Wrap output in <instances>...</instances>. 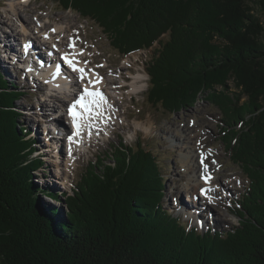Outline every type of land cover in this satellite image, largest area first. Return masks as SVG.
Returning <instances> with one entry per match:
<instances>
[{
	"label": "trees",
	"instance_id": "16d2710c",
	"mask_svg": "<svg viewBox=\"0 0 264 264\" xmlns=\"http://www.w3.org/2000/svg\"><path fill=\"white\" fill-rule=\"evenodd\" d=\"M52 1L95 23L122 56L153 49L154 109L173 115L211 98L249 187L239 226L200 232L165 206L166 165L138 137L98 158L67 197V217L55 218L38 195L62 199L34 183L45 163L18 121L25 90L0 68V264H264V0ZM230 82L246 99L238 116L213 92Z\"/></svg>",
	"mask_w": 264,
	"mask_h": 264
},
{
	"label": "rangeland",
	"instance_id": "374dc122",
	"mask_svg": "<svg viewBox=\"0 0 264 264\" xmlns=\"http://www.w3.org/2000/svg\"><path fill=\"white\" fill-rule=\"evenodd\" d=\"M16 1L18 2V0H0V68L12 84L25 90V96L17 103L20 107L18 121L29 130L28 138H31L36 152L34 157H42L45 163L42 169L35 174L34 183L43 188L45 192H53V194L59 195L62 199V202H60L57 199V201L52 200L53 198L51 199L49 194H46V196H43V194L41 196L38 195L40 199H37L42 207L53 210L56 213L55 218L65 219L68 212L67 197L73 193V186L78 184L83 176H87L88 170L98 161V158H107L117 144L123 143L135 146L138 137H141L147 147L155 149L162 164L166 165L164 175L167 180L164 203L175 217L180 218L182 222H188L193 228L204 233L210 229L227 232L239 226V219L233 214L236 211L235 209L240 207L244 194L248 191L249 180L245 176L243 169L233 163L231 154L222 142L221 112L218 106L209 100L211 98L201 96L193 108L173 115L166 114L160 109H154L146 101L149 86L146 65L153 54V49L131 54L132 63L129 67V62L125 61L128 56L124 57L114 50L106 35L95 23L83 19L72 10H62L52 0H31V2L27 3V6L29 4L30 6L25 9L23 16H28L32 19V28L36 25V18L44 20L46 23L49 22L47 24L48 28H52L57 22L62 23L64 19L68 23L66 26L72 25L74 38H80L83 46L88 49L87 61H90L93 65L95 64L94 66H98L100 68L99 71L106 79L117 82L118 86V84L120 85V80H123L124 77H129V72L133 74L132 76L141 75L144 77L142 80L144 90L138 94L132 95L129 93L131 91L130 87L122 91L118 96L113 94L114 90H108L109 97L115 100L113 106H116L119 111V114H117L118 119L112 122L107 133L97 135L101 140L99 138L92 140V144H88L86 149L79 150L80 153L76 149L75 155L73 152L69 154L68 145L65 144L66 139L61 134L62 131H66L68 125L66 128L64 119H60L61 121H56L57 119L49 120L51 118L49 114L51 111L50 107H55L58 110L60 104V102L55 100V103L51 102L49 97L51 91L49 89L51 86L62 82L57 81L58 78L56 76H53L55 77L52 80L53 84L50 81L41 79L39 69H30L29 71L33 76L29 75L25 78L24 72L21 70L22 66H25L24 59L28 60L25 56L22 57L23 54H20L23 52L22 47L24 50L29 49V47L24 44L20 36L18 38L20 30H17V26L14 27L9 19L10 17H8L12 13L11 2ZM260 16L264 22V16ZM70 32L71 30L67 33L68 36L71 35ZM179 34L180 38L183 37L181 33ZM65 41L68 42L67 39ZM32 47L39 54L42 52V47L39 46V43L33 42ZM157 47L158 44L154 46V48ZM45 54L50 56L49 50L48 52L46 50ZM17 59V63H14V60ZM65 71L60 72L59 77L66 76L67 79H70L69 72ZM131 81L130 78L129 83ZM109 84L113 85L114 83ZM115 92H118V90ZM213 92L218 96L216 100L223 102L228 107L231 116L241 114L237 113L238 108L239 111L242 110L246 104V99L243 98L240 103L237 102L239 94L232 82L229 83L227 89L219 87ZM44 94L47 97L43 98ZM209 94H212V92ZM225 98H229L232 101V105H229ZM56 104L57 106H54ZM234 118L237 119V117ZM114 122L115 125H113ZM57 125L61 127H55ZM244 126L241 123L237 126V129L242 130ZM57 136H60V139ZM188 136L195 138L192 141L195 144L193 145L196 148V157L199 155L203 156L202 162L205 161L206 164H209V172H203L202 166L205 165H200L198 159H194L191 166L187 164L190 170L185 171L186 166H184L182 156L184 155L185 157L186 153H183L182 150L187 147L184 144L186 142L185 138ZM67 157H72V163L66 174L69 184L65 187L62 186L63 182H58V178L56 180V176L57 174L60 175L64 169L62 165ZM196 164L199 166L197 167ZM57 170H59V173L56 172ZM202 172L203 175H207L205 176L210 181H215L213 177L219 175L224 177L225 181H230V183H227L228 188H223L222 185H218L215 182L216 184L210 190H205L206 197L211 198V200L202 199L201 196L200 203L198 200L196 201L200 197L198 196L195 199L197 205H194L185 195H190L189 188L191 189L190 191L195 188V182H190V179L197 176L195 179L199 178L202 181V177H204ZM199 210H201L199 214L194 213Z\"/></svg>",
	"mask_w": 264,
	"mask_h": 264
},
{
	"label": "bare ground",
	"instance_id": "6f19581e",
	"mask_svg": "<svg viewBox=\"0 0 264 264\" xmlns=\"http://www.w3.org/2000/svg\"><path fill=\"white\" fill-rule=\"evenodd\" d=\"M23 2H25V3H23ZM29 2H31V0H18V2L17 1L11 2L10 7L12 10V13L9 16L8 15L7 16L10 17L9 19L13 23L14 27L17 26V30L18 29L20 30V33H18V38L21 37L22 40L24 41V44L29 47V49H26V50H24L22 47L23 53L26 52V54L24 56L26 58H28V60L24 59L25 60V69L30 74H31V72L29 71L30 69H32V70H35V69L38 70L39 69L40 76L42 78L41 77H37V78H41L43 80L50 81L51 84H53L52 80L55 79V77H53V76H56L58 78L57 81L62 82L61 84L57 83V85L51 86L50 89L48 88L49 91H51L49 93V97L51 99V102L52 103H55V101L60 102L59 108L57 107L58 110H56L55 107H50L51 111L49 114L52 115L53 112L61 113L62 109L65 108L66 102H70L72 100L71 98H72L73 93L80 90V88L85 89L88 86H94V87L98 86V87L107 89V87H108L107 90L112 89V91L114 90L113 94H115L116 96L120 95L122 92L120 89V86L122 85L123 80H120L121 79L120 78L119 79L120 85L118 84V86H117V82H115V81L113 82L110 79H106V77L104 75H102V73L98 69H96L98 66H94L90 61H87L86 57H87V54L89 52L88 49L79 48L78 46L73 44V42L76 43L77 41H79V43L81 44V39L77 38V37H76L77 39L74 38L75 35L73 33V30H72L73 29L72 25L69 24L66 26V24H68V23L66 21H64V19H63L62 23L57 22L54 24V26H52V28H48L47 24H49V22L46 23L44 20H40V19L36 18V22H35L36 25L34 26V28H32V25H33L32 19L28 16L27 17L23 16V13H25V11H26L25 9L30 6V4H29V6H27L28 5L27 3H29ZM70 30H71V32H70L71 35L68 36L67 33ZM16 36H17V34H16ZM78 36H80V35H78ZM66 39L68 40V42L65 41ZM33 42L39 43V46H41L42 48L47 50V52L49 50L51 57L48 56V59L46 57V60L41 58L40 57L41 52L39 54L38 51H34V49L32 47ZM47 55H49V54H47ZM24 56H22V57H24ZM42 56H43V54H42ZM128 57H127V60H125V61L129 62V67H130L132 62H131L130 56H128ZM43 67H44V70H43ZM74 68L75 69H82L83 71L74 70ZM65 70H67L69 72L70 79H67L66 76H64V77L60 76L59 77L60 72L61 73L66 72ZM132 75L133 74H131L130 72L128 73V76L132 80L128 85H129L130 90H131L129 93H131L133 95V94H138L139 92L144 90V88H143L144 86L142 85V80L144 79V77H142L141 75H139L137 77L132 76ZM109 83H114L113 84L114 86L109 84ZM46 85H48V84H46ZM109 86H111V87H109ZM116 90H118V92H115ZM108 94H109V92H108ZM57 104L54 106H57ZM114 104H115V100L113 98H110V99H108L107 105L105 106V111H102V109L96 107L95 109L97 110V113L91 114L89 116V119H93L92 124H94V125L103 124V127H104L103 130L106 133H107L106 129L108 128V124L112 125V122L118 119L117 114H119L118 113L119 111L117 110L116 106L115 107L113 106ZM102 118H105V119H102ZM53 119H57V118H53ZM63 119H64V125L67 128V125H68L67 119L65 116L62 117L61 120H63ZM49 120H51V119H49ZM61 120H59V121H61ZM98 120L100 122H98ZM56 121H58V119ZM113 125H115V122L113 123ZM55 127H61V126L57 125ZM68 130H70L69 127L66 129V131H62L61 134L65 135ZM53 131H55V130H53ZM58 132H60V131H58ZM54 138H55V140H57V138L60 139V136H57V138L56 137H54ZM59 139H58V141H59ZM95 139H97L95 133H85L84 135L80 136L79 138H75V137L67 138L66 143H67V141H69L68 153L70 154V152H73L75 155L76 149H77L78 153H80L79 150L86 149L87 145L88 144L90 145V142H92V140H95ZM192 139H195V138L189 137V136L185 138L186 142L184 145H187V147L183 148V150H182L183 153H186L185 157H184V155L182 156L184 166H186L185 171L190 170V168L187 164H189L191 166L194 159H198L199 162L202 164V161H201L202 157L200 160L201 155L196 157V148L194 146L195 144L193 143ZM71 159H72V157H67L65 163H63V165H62V166H64V169L62 168L63 169L62 172H64L65 175L67 174L68 170L71 168V163H72ZM195 162H196V160H195ZM196 165H197V167L199 166L198 164H196ZM202 167H203L202 168L203 172H206V171L209 172V169H210L209 164H206V162H205V167L204 166H202ZM56 172L59 173V170H57ZM203 172H202V175H203ZM205 175L206 174L203 175L204 177H202V181H200L199 178L195 179V178H197V176H194V178H192L194 180L190 179V182L191 181L195 182V185H194L195 188H193V191L189 190L190 195L187 194L185 196L192 203H194V205H197V202L195 203L196 197L198 198V196H201V194L204 195L205 200H211V198L206 197V191L205 190H210L214 186V184L217 183L218 185H222L223 188H228L227 183H230V181H225L224 177L219 176V175L213 177V178H215V181H210L209 178L206 177L207 175L206 176ZM220 178H223V179H220ZM202 191H205V192L202 193ZM193 197H195V198H193ZM196 201H197V199H196ZM200 211L201 210H199L198 212H194V213L199 214Z\"/></svg>",
	"mask_w": 264,
	"mask_h": 264
},
{
	"label": "snow or ice",
	"instance_id": "6c2138e0",
	"mask_svg": "<svg viewBox=\"0 0 264 264\" xmlns=\"http://www.w3.org/2000/svg\"><path fill=\"white\" fill-rule=\"evenodd\" d=\"M74 70H80V71H83L82 69H75V68H74Z\"/></svg>",
	"mask_w": 264,
	"mask_h": 264
}]
</instances>
